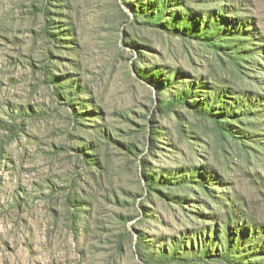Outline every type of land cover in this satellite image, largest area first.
I'll list each match as a JSON object with an SVG mask.
<instances>
[{"label":"rangeland","instance_id":"374dc122","mask_svg":"<svg viewBox=\"0 0 264 264\" xmlns=\"http://www.w3.org/2000/svg\"><path fill=\"white\" fill-rule=\"evenodd\" d=\"M0 264H264V0H0Z\"/></svg>","mask_w":264,"mask_h":264}]
</instances>
